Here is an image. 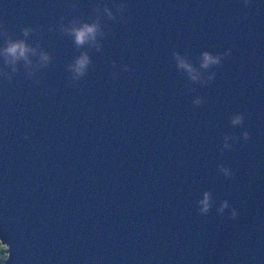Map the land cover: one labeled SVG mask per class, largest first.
<instances>
[{"label": "water", "instance_id": "obj_1", "mask_svg": "<svg viewBox=\"0 0 264 264\" xmlns=\"http://www.w3.org/2000/svg\"><path fill=\"white\" fill-rule=\"evenodd\" d=\"M0 242L264 264V0H0Z\"/></svg>", "mask_w": 264, "mask_h": 264}, {"label": "clouds", "instance_id": "obj_2", "mask_svg": "<svg viewBox=\"0 0 264 264\" xmlns=\"http://www.w3.org/2000/svg\"><path fill=\"white\" fill-rule=\"evenodd\" d=\"M94 27L93 26H84L83 28L81 29H77L75 31V36H76V42L78 44H82L84 43L86 37L88 36V34H91L94 32ZM25 47L22 43L20 44H13L11 45L9 48H8V52H10L11 54L15 55L17 53V51H19V54L20 55H23L24 52H25ZM209 62H215L213 60V58L209 57L207 54H205V66L207 65V63ZM78 65L80 68H83L85 66V64L87 63V57H83L81 58L80 60H78ZM236 122V121H234ZM8 259V253L7 251L3 254V255H0V260L2 261H6Z\"/></svg>", "mask_w": 264, "mask_h": 264}, {"label": "rangeland", "instance_id": "obj_3", "mask_svg": "<svg viewBox=\"0 0 264 264\" xmlns=\"http://www.w3.org/2000/svg\"><path fill=\"white\" fill-rule=\"evenodd\" d=\"M1 244V243H0ZM0 252L2 253V255L6 252V250L5 249H3V248H0Z\"/></svg>", "mask_w": 264, "mask_h": 264}, {"label": "snow or ice", "instance_id": "obj_4", "mask_svg": "<svg viewBox=\"0 0 264 264\" xmlns=\"http://www.w3.org/2000/svg\"><path fill=\"white\" fill-rule=\"evenodd\" d=\"M0 248H3L6 250V247L3 244H0Z\"/></svg>", "mask_w": 264, "mask_h": 264}, {"label": "trees", "instance_id": "obj_5", "mask_svg": "<svg viewBox=\"0 0 264 264\" xmlns=\"http://www.w3.org/2000/svg\"><path fill=\"white\" fill-rule=\"evenodd\" d=\"M1 243V242H0ZM2 244V243H1ZM0 255H2V253L0 252ZM0 264H4V261L0 260Z\"/></svg>", "mask_w": 264, "mask_h": 264}]
</instances>
